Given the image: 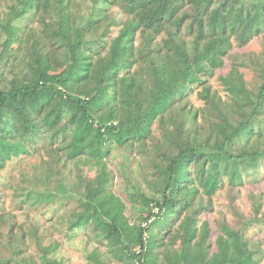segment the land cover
Masks as SVG:
<instances>
[{
	"label": "trees",
	"instance_id": "trees-1",
	"mask_svg": "<svg viewBox=\"0 0 264 264\" xmlns=\"http://www.w3.org/2000/svg\"><path fill=\"white\" fill-rule=\"evenodd\" d=\"M111 158L123 195L80 168ZM263 166L264 0H0V264L79 230L89 264H264L262 194L202 219Z\"/></svg>",
	"mask_w": 264,
	"mask_h": 264
},
{
	"label": "rangeland",
	"instance_id": "rangeland-1",
	"mask_svg": "<svg viewBox=\"0 0 264 264\" xmlns=\"http://www.w3.org/2000/svg\"><path fill=\"white\" fill-rule=\"evenodd\" d=\"M236 50H240V53L257 52L261 50V37L255 38L246 48ZM228 69L229 66L226 62L224 67L217 71V74H224L228 71ZM214 83L216 84V82ZM117 157L120 160H123L120 154H117ZM31 161L35 162L36 159ZM117 166L118 164L115 162L114 158L109 159L105 166L95 164L94 162L88 160L80 164L81 170H85L86 176L89 179L104 172L106 176L104 180L107 183V188L123 195L124 187H126L127 182L121 177ZM58 170L59 172L61 171L60 169ZM261 171V178H259L258 181H254V178L252 177L250 181L247 182V184L241 189V193L238 196L235 193L234 197L231 198L226 192H220L216 195V197H214V210L212 212L205 213L202 217L203 220H207L210 224L212 230V240H216L219 234L218 231L222 226L221 224L227 223L228 225L239 227L241 226L240 215L243 214L245 217L253 215V205L250 198V194L252 192L255 194H262V212L264 213V166ZM75 172L76 171L74 169H70L61 174L63 175L64 180L73 182L76 177ZM238 212L239 214H237ZM254 229V227H250L251 231L257 233L258 230ZM260 237H262V235H260ZM67 240L68 239L65 240L55 234L52 239L47 241L48 245L52 246L55 258L62 260L63 264H89L86 260V255L94 247H96V245L92 247L85 243V232L79 230L70 242H67Z\"/></svg>",
	"mask_w": 264,
	"mask_h": 264
}]
</instances>
